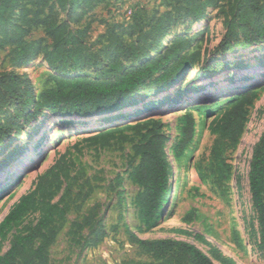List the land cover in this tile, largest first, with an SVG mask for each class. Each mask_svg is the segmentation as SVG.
<instances>
[{
  "label": "rangeland",
  "instance_id": "1",
  "mask_svg": "<svg viewBox=\"0 0 264 264\" xmlns=\"http://www.w3.org/2000/svg\"><path fill=\"white\" fill-rule=\"evenodd\" d=\"M206 1L209 3L199 15L187 14L193 4ZM27 2H14L2 27L5 31L13 32L15 26L22 24L23 6H30ZM245 3L242 0H84L74 11L69 7L59 10L53 1L43 7V14L67 24L70 30L86 29L82 40L74 45L83 64L74 71L70 58L55 61L56 68L47 65L44 52L53 50V44L40 25L33 26L23 37L38 48L27 62H11L10 44L0 48V164L7 170L6 179L0 182V222L18 199L35 187L39 176L55 166L53 172L58 180L49 189L50 201L59 200L71 177L77 179L74 191L86 178L94 190L79 208L67 212L50 248L49 264H150L151 258L138 255L136 247L128 241L127 229L145 239L185 240L211 257L216 250L224 260L235 264H264V247L260 243L248 180L252 151L264 129V40L255 39L257 30L264 27V0L248 2L242 13L263 10L248 23L237 10ZM159 18L163 29L159 34L152 33ZM229 22L233 24L231 33ZM181 40L189 43L179 53L177 62L183 57L186 66L158 92L161 95L157 100L167 101L148 103L153 102L148 94L156 90L148 81L125 99L102 100L86 118L79 109L58 106L43 107L26 119L40 91L50 85L49 75L101 77L114 61L132 65L121 49H126L125 52L130 48L139 52L143 49L154 57ZM215 64L225 66L216 71ZM10 75L17 77L16 97L10 90ZM26 87H30L33 97L23 104ZM126 100L135 103L110 113L113 106L120 107ZM236 103L243 106V131L235 148L225 154L230 173L223 189H219L209 168L210 148ZM142 105L148 108L137 116ZM185 108L194 115L195 133L184 154L176 160L173 147L179 139L178 118ZM139 117L149 125L159 121L161 133L167 137L164 154L171 183L160 223L144 233L139 231L133 205L138 188L127 179L131 167L138 162L132 147L139 135L132 127L124 128L139 122ZM110 125L117 130L102 133ZM14 149L17 152L8 155ZM24 159L23 165L12 169ZM118 176L122 178L119 185ZM41 202L39 198L37 208L9 232L1 243L0 254L8 248L14 233L24 232L38 220ZM92 208L102 217L103 228L108 233L97 245L83 247L81 238L87 230L73 233L69 227ZM189 212H193L191 220L184 221ZM213 261L224 264L218 258Z\"/></svg>",
  "mask_w": 264,
  "mask_h": 264
},
{
  "label": "trees",
  "instance_id": "2",
  "mask_svg": "<svg viewBox=\"0 0 264 264\" xmlns=\"http://www.w3.org/2000/svg\"><path fill=\"white\" fill-rule=\"evenodd\" d=\"M16 0H0V48L10 44L9 54L11 62L25 63L34 56L38 48L32 42L23 39L33 26H43L44 33L51 39L53 50H45V60L51 68H56L55 61L70 58L72 71L83 64L78 48L74 45L82 40V31H72L67 24L57 22L50 15L43 14V7L49 6L53 1L59 10L67 7L74 11L84 0H27L28 7L24 4L21 14V25H17L14 31H5L2 27L7 23L9 11ZM246 1L243 6L240 4V17L248 23L254 15L263 12L261 8L256 11L242 13L248 6ZM256 2L258 0H255ZM209 2L193 4L188 10L189 15H199L202 9ZM238 5H236L237 7ZM229 32L232 31V22H229ZM161 18L157 19L152 27V33L159 34L162 31ZM244 31L245 26H241ZM246 32V31H245ZM247 33V32H246ZM255 39L264 40V27L256 32ZM248 37L246 36V39ZM189 40H181L173 43L164 53L150 57L149 53L135 48L121 49L125 57H130L132 65L125 66L119 61L102 72L101 77L90 78L85 75H49L50 85H46L38 94L34 109L27 114L26 119L32 118L34 114L43 107L55 108L63 106L68 109H79L83 118L89 117L94 108L102 100L125 99L144 83L156 88L148 95L157 94L162 91L170 82L176 79L179 73L184 70L185 62L178 61V55ZM137 62V64H135ZM225 65L215 64V70L219 71ZM64 72V71H62ZM16 76V75H15ZM14 75L8 78L10 90L16 97L18 95L17 80ZM105 76H112L106 79ZM33 97L30 87L25 88L23 104L29 102ZM148 100V99H147ZM146 101V100H145ZM144 101V102H145ZM167 101L166 98L153 102L151 105ZM143 102V103H144ZM135 103V100H126L121 106H113L110 113L118 108H126ZM146 105V104H145ZM145 106L140 108L136 115H142ZM244 110L241 103H236L228 112L217 136L213 139L210 148V171L214 176V182L219 189H223L225 181L229 177L230 167L226 162L225 154L232 151L243 131ZM113 117V116H112ZM130 118V117H127ZM132 121V120H130ZM195 118L189 108H185L183 114L178 118L179 139L173 147V156L177 160L191 143L195 133ZM132 127L139 135V140L133 145L134 156L138 162L133 165L127 175V179L135 185L138 190L133 198L136 217L139 221L140 232L152 231L161 221L171 191L170 169L164 154V145L167 137L161 133V126L158 122L153 125L145 123L141 118L139 122L128 124L124 128ZM117 130L116 126H110L102 133H110ZM1 140V138H0ZM16 149L8 155L13 156ZM4 164H0V169ZM55 166L39 176L35 187L22 195L10 208L8 213L0 222V246L9 232L18 226L22 220L37 208L38 199H42L40 206V217L38 220L22 233H14L9 239L8 248L0 254V264H49L51 260L50 248L55 243L60 228L65 222V216L72 208H79L88 199L94 190L90 185V179L86 178L82 184H77L79 189L74 191L77 183L76 177L67 181L64 192L58 201L52 202L48 199L49 189L58 180L57 173L53 172ZM53 172V174H52ZM249 191L253 207L257 213L260 243L264 247V129L255 144L248 171ZM117 184H121L122 178H116ZM115 190V187H114ZM118 195L121 192H117ZM78 203V204H77ZM193 212H189L183 220L190 221ZM73 233L87 230L82 236L83 247L97 245L107 235L103 228L102 217L95 208L81 219H75L70 223ZM128 241L136 247L138 255H146L151 258L150 264H217L213 258H218L224 264H235L232 261L224 260L216 250L212 251V257L198 248L195 244L174 238L145 239L138 236L134 231L127 229ZM199 239L201 236L195 235ZM235 242L238 240L235 237Z\"/></svg>",
  "mask_w": 264,
  "mask_h": 264
},
{
  "label": "bare ground",
  "instance_id": "3",
  "mask_svg": "<svg viewBox=\"0 0 264 264\" xmlns=\"http://www.w3.org/2000/svg\"><path fill=\"white\" fill-rule=\"evenodd\" d=\"M245 72V74H246V72H247V70H245L244 71ZM160 95L161 94H155V95H152L150 98H151V100L150 101H154V100H157L159 97H160ZM141 118H143V117H139V119L138 120H140ZM84 123H86V121H83ZM111 126V125H110ZM24 162H25V159L24 160H22V162H20V163H18V164H15L14 166H13V168L12 169H16V168H18V167H20L21 165H23L24 164ZM6 167L5 166H2V168L0 169V182L2 181V180H4V179H6Z\"/></svg>",
  "mask_w": 264,
  "mask_h": 264
},
{
  "label": "crops",
  "instance_id": "4",
  "mask_svg": "<svg viewBox=\"0 0 264 264\" xmlns=\"http://www.w3.org/2000/svg\"><path fill=\"white\" fill-rule=\"evenodd\" d=\"M108 233V232H107ZM107 236V235H106ZM104 240V239H103Z\"/></svg>",
  "mask_w": 264,
  "mask_h": 264
}]
</instances>
